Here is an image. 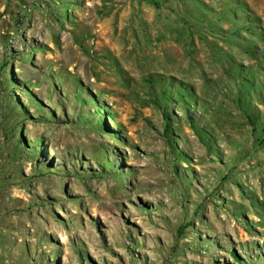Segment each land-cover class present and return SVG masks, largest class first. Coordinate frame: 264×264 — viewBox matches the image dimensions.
Returning <instances> with one entry per match:
<instances>
[{
	"label": "rangeland",
	"instance_id": "obj_1",
	"mask_svg": "<svg viewBox=\"0 0 264 264\" xmlns=\"http://www.w3.org/2000/svg\"><path fill=\"white\" fill-rule=\"evenodd\" d=\"M0 264H264V0H0Z\"/></svg>",
	"mask_w": 264,
	"mask_h": 264
},
{
	"label": "trees",
	"instance_id": "obj_2",
	"mask_svg": "<svg viewBox=\"0 0 264 264\" xmlns=\"http://www.w3.org/2000/svg\"><path fill=\"white\" fill-rule=\"evenodd\" d=\"M252 76H253V73L250 71V69H245V71L243 72V77H246V78L251 79ZM246 81L248 82L249 80H246ZM246 81H245V82H246ZM245 82H244V83H245ZM251 92H254V90L251 89ZM243 110H244V112H246L245 109H243ZM246 118H247V120H249V122H251V115H250V114H247ZM165 128H166V133H167V132H168V131H167V125L165 126ZM235 257H236V256H235ZM236 258H237V257H236Z\"/></svg>",
	"mask_w": 264,
	"mask_h": 264
}]
</instances>
